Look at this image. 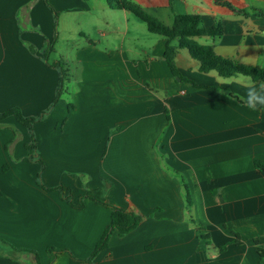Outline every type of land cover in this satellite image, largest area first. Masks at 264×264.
I'll use <instances>...</instances> for the list:
<instances>
[{
    "label": "crops",
    "instance_id": "0c3cea01",
    "mask_svg": "<svg viewBox=\"0 0 264 264\" xmlns=\"http://www.w3.org/2000/svg\"><path fill=\"white\" fill-rule=\"evenodd\" d=\"M128 1L168 27L174 14L199 15L205 28L220 23L221 37L195 41L264 69V17L252 13L264 12V0H223L248 17L214 0ZM49 2L57 18L45 0H0V113L18 108L25 117L39 116L56 96L60 74L52 65L76 64L66 96L34 126L45 164L42 183L70 190L76 205L89 191L103 190L110 205L144 217L127 236L115 232L92 264H260L264 172L255 162L264 164V109L253 110L243 99L249 86L259 84L249 77L202 74L185 49L176 57L183 77L224 87L244 104L178 82L164 59L165 38L145 25L147 41L128 39L98 18L97 40L83 32L71 46L74 54L57 56L61 34L55 22L63 13L83 10ZM30 142L14 117L0 122V264H36L33 253L14 248L49 264V247L67 251L51 264H86L77 260L90 257L110 225L111 210L90 200L78 210L59 191L39 186L41 166L28 160ZM203 235L210 237L209 246Z\"/></svg>",
    "mask_w": 264,
    "mask_h": 264
},
{
    "label": "trees",
    "instance_id": "16d2710c",
    "mask_svg": "<svg viewBox=\"0 0 264 264\" xmlns=\"http://www.w3.org/2000/svg\"><path fill=\"white\" fill-rule=\"evenodd\" d=\"M214 1L216 2V4L229 8L232 12H234L237 15L244 17L250 16V13L237 10L231 4L223 2V0H214ZM45 3L54 14V17L57 18V14L54 12L52 6L50 5L49 0H45ZM109 3L110 6L114 9L130 12L138 20H140L142 23H144L147 26V29L151 34L158 35L167 40L164 59L173 76L176 79H180L182 83H189L196 89H202L207 91H219L222 94H224L226 98L234 100L239 104H244V102L238 96L233 95L228 89L224 87L201 86L183 77L176 64V57L178 51L181 49L187 50L190 56L192 57V59H194L199 63V72L202 74L215 73L219 78L224 80L243 76V77H249L256 84L264 83L263 68L244 65L233 58L221 57L216 53L214 46L201 45L200 43L195 41L196 38H202V37H209V38L221 37L223 35V28L220 23L216 24L212 28H205L203 26L202 19L199 15L174 14L172 26L168 27L160 20L154 18L146 11H144L139 5L131 1L111 0L109 1ZM252 13L256 16L264 17L263 11L253 9ZM56 42H57V37L55 36L54 39L48 44L45 50L46 61H48V57L55 51ZM52 66L58 69L60 74L56 96L52 105L45 112H42L37 117H25L18 108H14L4 113H0V122L6 120L7 118L14 117L22 126H24L28 130L31 137V142L28 145H26V150L28 151V160L31 163L40 164L41 170L38 174L37 182L38 185L41 186L44 190L59 191L62 196V199L78 210L84 209L85 200H90L99 206L111 210L110 225L105 230L102 238L96 245V248L92 253V255L90 256V258L86 260H77L80 263L90 264L94 262V260L96 259V257L100 252H103L108 249L110 238L115 232H117V234L120 237L127 236L131 232L135 231L141 225V223L144 220V217L137 214L136 212L127 211L125 209L110 205L105 198V194L103 190L89 191L86 195L81 196L78 199V204L76 205L74 203L73 195L70 192H68V190L65 189L63 186L48 188L42 183V173L44 171L45 164L40 158V154L37 149V142L34 134V126L39 122L43 121L48 116V114L58 105L65 92L66 83L68 81V74L64 68L63 61H57ZM255 168L259 171L264 172V164H262L259 161L255 162ZM184 189L186 192L187 208L188 211H191L193 207V201L191 198L190 190L186 184H184ZM191 223L193 224V226L197 231L203 232V230L196 224V222L193 219L191 220ZM231 231L234 233L233 230ZM202 239L207 242L208 246L210 245L209 244L210 237L208 235L207 236L203 235ZM239 240H240L239 237L236 236V241ZM227 247L228 245L220 247L219 251L224 252ZM14 250L17 252L33 253L36 257V264H41L38 254L27 250H17L15 248ZM47 251L51 257V261L49 264H51L55 260L56 256H58L61 253L67 252L65 250H58L53 247H49ZM258 252L261 258L260 264H264V249L259 246Z\"/></svg>",
    "mask_w": 264,
    "mask_h": 264
},
{
    "label": "rangeland",
    "instance_id": "374dc122",
    "mask_svg": "<svg viewBox=\"0 0 264 264\" xmlns=\"http://www.w3.org/2000/svg\"><path fill=\"white\" fill-rule=\"evenodd\" d=\"M60 1L68 9L69 8L76 10L82 9L83 11H73L72 13H63L58 19V22H55L58 25L57 31L59 30L61 34L59 46L57 47V51H58L57 56L59 55L63 56V53H66V57L68 54L70 55L74 54L75 50H72L71 46L75 41L81 40L80 34L83 32H85L86 34H90L92 36V39L97 40L95 36L94 27L97 25H101L102 23L97 21L95 18L100 19L102 22L109 23L111 27L115 25L117 26V28L121 29V31H125L126 33H128V39L130 37V38H136L140 42L147 41V37L145 35L147 34L146 33L147 31L145 29V24L142 23L140 20H138L134 15L130 16L127 19L123 13L110 6L109 1L111 0H60ZM89 8L91 9V11L89 10ZM55 20L57 21V19ZM126 25L128 28H126ZM53 57L54 56H52V58ZM76 67L77 66L75 63H71V62L66 63L64 61V68L67 71L68 79L70 78V76H72L71 73H73V75L75 74L74 71ZM64 95L66 96L65 92L63 96ZM53 111L54 110H52L48 114V116ZM86 179H87L86 175L82 177L80 176V180L82 184L85 183Z\"/></svg>",
    "mask_w": 264,
    "mask_h": 264
},
{
    "label": "clouds",
    "instance_id": "9594fccd",
    "mask_svg": "<svg viewBox=\"0 0 264 264\" xmlns=\"http://www.w3.org/2000/svg\"><path fill=\"white\" fill-rule=\"evenodd\" d=\"M247 106L253 110L264 109V83L248 87L246 97L243 98Z\"/></svg>",
    "mask_w": 264,
    "mask_h": 264
},
{
    "label": "water",
    "instance_id": "95a60500",
    "mask_svg": "<svg viewBox=\"0 0 264 264\" xmlns=\"http://www.w3.org/2000/svg\"><path fill=\"white\" fill-rule=\"evenodd\" d=\"M178 82H180V79H177Z\"/></svg>",
    "mask_w": 264,
    "mask_h": 264
}]
</instances>
